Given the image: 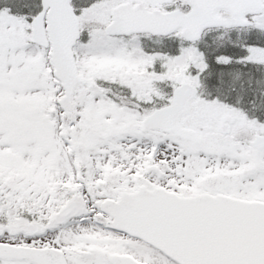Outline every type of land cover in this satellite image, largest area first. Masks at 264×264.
Returning a JSON list of instances; mask_svg holds the SVG:
<instances>
[{"label":"snow or ice","instance_id":"snow-or-ice-1","mask_svg":"<svg viewBox=\"0 0 264 264\" xmlns=\"http://www.w3.org/2000/svg\"><path fill=\"white\" fill-rule=\"evenodd\" d=\"M0 264H264V0H0Z\"/></svg>","mask_w":264,"mask_h":264}]
</instances>
